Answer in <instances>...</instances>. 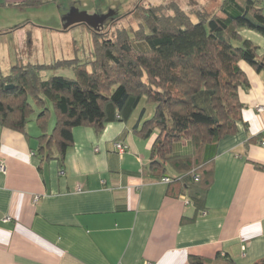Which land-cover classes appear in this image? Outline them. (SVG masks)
Listing matches in <instances>:
<instances>
[{
	"label": "crops",
	"instance_id": "crops-1",
	"mask_svg": "<svg viewBox=\"0 0 264 264\" xmlns=\"http://www.w3.org/2000/svg\"><path fill=\"white\" fill-rule=\"evenodd\" d=\"M26 1L0 0V70L15 66L8 60L14 48L5 41L33 44L31 26L42 30L25 9L57 7L63 24L71 11L87 12L75 5L79 0H70L71 7L63 0L20 5ZM241 34L264 57V34ZM241 67L249 87L239 91L245 107L238 131L197 152L214 168L202 212L179 195L181 185L149 174L156 136L136 133L140 108L101 132L74 128L63 164L37 155V122L29 135L0 125V163L6 167L0 171V264H187L191 255L230 257L238 264L264 259V170L256 167L264 166V71L246 62ZM115 142L127 146L123 154ZM174 148L177 154L194 151L186 141ZM176 174L170 167L169 175Z\"/></svg>",
	"mask_w": 264,
	"mask_h": 264
},
{
	"label": "trees",
	"instance_id": "trees-1",
	"mask_svg": "<svg viewBox=\"0 0 264 264\" xmlns=\"http://www.w3.org/2000/svg\"><path fill=\"white\" fill-rule=\"evenodd\" d=\"M141 1L136 3V10L142 9L137 28L118 27L112 36L91 28L94 51L87 62L18 64L9 74H1L0 125L29 135L28 124L38 108L35 121L42 133L36 153L63 164L73 145L74 128L101 132L109 123L129 121L142 101L154 104L152 116H145L143 108L135 128L142 138L156 136L149 174L181 185L179 195L188 197L202 212L214 168L201 161L197 152L238 131L245 107L239 91L249 87L241 63L264 71L259 46L241 31L264 34L263 0H225L221 14L202 6L186 11L175 3L146 6ZM69 66L75 77L44 78L47 68ZM49 102L57 113L51 133ZM184 141L194 151L177 154L175 145ZM170 167L176 175H169ZM256 167L264 170L263 165ZM187 264L238 263L230 257L212 260L191 255ZM256 264H264V259Z\"/></svg>",
	"mask_w": 264,
	"mask_h": 264
},
{
	"label": "rangeland",
	"instance_id": "rangeland-1",
	"mask_svg": "<svg viewBox=\"0 0 264 264\" xmlns=\"http://www.w3.org/2000/svg\"><path fill=\"white\" fill-rule=\"evenodd\" d=\"M139 0H79L75 5L83 11H87L88 14H98V17L102 19L100 23V29L102 32L112 36V31L117 30L118 27H138L141 21L142 9L136 10V3ZM225 0H142L141 4L146 6H159L167 5L171 3L178 4L186 11L195 10L199 6L209 12H219L221 5ZM244 1V0H240ZM70 0H63V3L67 7H71ZM38 9H25L26 17L32 15L33 22L35 25H40L42 30L31 26L32 36L35 40L33 44L30 40L21 45L19 39H13L5 41L3 44H10L14 48L11 52L9 59H12L10 63L18 64H46L51 65L59 60H72L77 59L80 63L87 62L92 58L94 51V32L86 24L70 26L67 29L64 27L67 22L63 24L61 17L57 18L58 9L57 7H46L40 12ZM221 14V12H219ZM123 17V18H122ZM119 21L113 22V20ZM2 25L0 24V27ZM4 26V25H3ZM54 29V31H52ZM27 35V34H26ZM36 37L38 40H36ZM74 44L76 48L73 51ZM23 46V47H22ZM7 49V48H5ZM2 60V59H1ZM13 67V66H12ZM10 70L12 68H9ZM4 67L2 75L10 73ZM7 71V72H6ZM1 75V74H0ZM54 75H64L69 77H75L73 67H60V68H47L44 72V78L48 79ZM51 109L50 121L54 122L57 120L56 109L51 102L48 103ZM146 109L145 116L153 114L155 105L142 101L140 104V112ZM39 112L36 108V112L32 114V119L28 124L27 131L38 130L35 124V117ZM55 120V123H56Z\"/></svg>",
	"mask_w": 264,
	"mask_h": 264
},
{
	"label": "water",
	"instance_id": "water-1",
	"mask_svg": "<svg viewBox=\"0 0 264 264\" xmlns=\"http://www.w3.org/2000/svg\"><path fill=\"white\" fill-rule=\"evenodd\" d=\"M67 25L65 27H69L73 24L83 23L88 25L92 29L100 28V23L102 19L97 15H91L87 12L79 13V12H70V15L66 19Z\"/></svg>",
	"mask_w": 264,
	"mask_h": 264
},
{
	"label": "built area",
	"instance_id": "built-area-1",
	"mask_svg": "<svg viewBox=\"0 0 264 264\" xmlns=\"http://www.w3.org/2000/svg\"><path fill=\"white\" fill-rule=\"evenodd\" d=\"M263 145H264V141H263ZM115 147L117 151L119 152V154H123L127 149V146H125L124 144L120 142H115ZM5 170H6L5 165L0 163V171L4 172ZM62 173L64 174V171ZM165 181L168 182V178H166Z\"/></svg>",
	"mask_w": 264,
	"mask_h": 264
}]
</instances>
